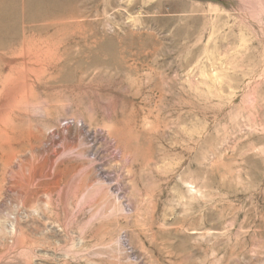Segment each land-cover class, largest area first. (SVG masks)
Masks as SVG:
<instances>
[{"label": "rangeland", "instance_id": "rangeland-1", "mask_svg": "<svg viewBox=\"0 0 264 264\" xmlns=\"http://www.w3.org/2000/svg\"><path fill=\"white\" fill-rule=\"evenodd\" d=\"M0 264H264V0H0Z\"/></svg>", "mask_w": 264, "mask_h": 264}, {"label": "bare ground", "instance_id": "bare-ground-1", "mask_svg": "<svg viewBox=\"0 0 264 264\" xmlns=\"http://www.w3.org/2000/svg\"><path fill=\"white\" fill-rule=\"evenodd\" d=\"M19 52V51H18ZM42 78V77H41ZM6 172V171H5Z\"/></svg>", "mask_w": 264, "mask_h": 264}]
</instances>
